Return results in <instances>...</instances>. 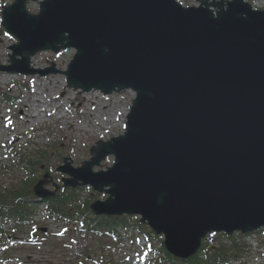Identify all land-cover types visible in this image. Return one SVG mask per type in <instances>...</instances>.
I'll list each match as a JSON object with an SVG mask.
<instances>
[{
    "label": "water",
    "instance_id": "1",
    "mask_svg": "<svg viewBox=\"0 0 264 264\" xmlns=\"http://www.w3.org/2000/svg\"><path fill=\"white\" fill-rule=\"evenodd\" d=\"M26 2L4 9L19 43L2 70L57 72L30 58L72 48L70 87L136 93L123 135L82 167L58 168L67 186L109 195L91 204L96 215L141 216L182 260L210 232L264 227V11L244 0H43L31 15ZM46 182L40 198L54 195Z\"/></svg>",
    "mask_w": 264,
    "mask_h": 264
},
{
    "label": "rangeland",
    "instance_id": "2",
    "mask_svg": "<svg viewBox=\"0 0 264 264\" xmlns=\"http://www.w3.org/2000/svg\"><path fill=\"white\" fill-rule=\"evenodd\" d=\"M14 1L0 0V13L4 6H9ZM41 1L43 0H28V12L38 14ZM177 1L184 7H196L201 2ZM244 1L253 9L264 11V0ZM1 21L2 17L0 26ZM17 42L14 37L0 29V184L5 189H16L25 179L29 180L30 174L27 170L31 169L35 172L32 182L47 176L43 187L51 191L59 187L55 193L63 192L62 179L68 178V175L56 169L66 164L72 168L82 167L96 155L100 142H108L122 135L126 129V117L135 92L128 89L104 95L98 90L83 92L69 87L63 72L67 70L75 54L74 49L62 50L59 53L42 51L32 56V68L57 70L44 76H24L1 70L2 66L10 65V55L13 53L10 48ZM41 84L43 86H40ZM40 92L43 95L42 106L37 104L41 107L39 106L34 114L33 105ZM4 96L10 98L9 101L4 100ZM43 152L47 156L41 161ZM30 161L35 165L31 167L28 163ZM41 162L43 167L39 165ZM113 163L114 157L110 155L93 170L104 171ZM78 186L75 188L78 199L76 205L81 206L83 210V202L90 199L92 203L108 196L88 185L81 186L80 183ZM43 211H47L45 205L35 207V215L27 224L0 218L2 228L11 230L19 226L21 230L17 242L11 245L7 241L9 247L0 251V264H173L164 257L161 247L163 236L156 235L146 224L138 226L140 218L136 217L137 215L126 217L125 222L115 224L116 236L99 238L93 234V237L88 238L86 245L83 231L79 236L81 241L78 244L73 243L69 248L60 245L62 239L58 238L46 241L44 245H30V231L36 222L49 228V231L51 229L56 232L65 224L53 219L45 222L41 219ZM89 215L94 214L90 212ZM75 216L79 217V214L76 213ZM70 231L73 237L77 236L74 228ZM263 238V234H253L244 239L253 249L252 258H245L247 264H264V258L259 257V254L255 255L256 247L261 245L260 241L264 248V240H261ZM65 241L67 244L70 242L69 238ZM209 244L212 246L215 243L210 241ZM58 246L61 249H57ZM80 253H84L85 263L78 258Z\"/></svg>",
    "mask_w": 264,
    "mask_h": 264
},
{
    "label": "trees",
    "instance_id": "3",
    "mask_svg": "<svg viewBox=\"0 0 264 264\" xmlns=\"http://www.w3.org/2000/svg\"><path fill=\"white\" fill-rule=\"evenodd\" d=\"M43 159L45 158L46 153H41ZM47 159V158H46ZM30 165H35L30 162ZM24 183L17 187L16 190L9 189L6 193H0V205L3 203L8 206L10 209L11 215H18L19 219H24L26 216L27 208L29 204H34L35 200L31 198L32 192H29V187L31 188L35 181H23ZM66 190L65 192L56 194L53 198H49L46 201L49 203L50 208L58 213L61 218L65 217L66 219H71L75 217L76 213L85 217V219L90 220L94 223L92 228L93 234L96 237H106L109 235L116 234L115 224L119 222H125L126 217H90V203L91 200L83 202V208L76 205L78 199L74 191ZM20 197V198H19ZM27 199V200H26ZM1 207V206H0ZM88 214V215H85ZM222 237H225L229 240L228 244L219 243L217 247L211 246L209 240L206 238L202 244L201 250L193 258L189 259L186 262H178L172 258V256L166 253L164 247L163 251L167 258L173 262V264H224L229 261V259L238 257L241 253L244 252L245 245L241 241V234L227 236L224 234L217 235L214 239L218 241Z\"/></svg>",
    "mask_w": 264,
    "mask_h": 264
},
{
    "label": "bare ground",
    "instance_id": "4",
    "mask_svg": "<svg viewBox=\"0 0 264 264\" xmlns=\"http://www.w3.org/2000/svg\"><path fill=\"white\" fill-rule=\"evenodd\" d=\"M40 86H43L42 84L40 85ZM40 91L42 90V89H39ZM65 92V91H64ZM39 94V97L38 98H36V101L34 102V107H33V109H34V114H35V112L37 111V109H39V106L41 105L42 106V92H40V93H38ZM37 104H40V105H37ZM40 106V107H41ZM34 116V115H33ZM63 116V115H62Z\"/></svg>",
    "mask_w": 264,
    "mask_h": 264
}]
</instances>
